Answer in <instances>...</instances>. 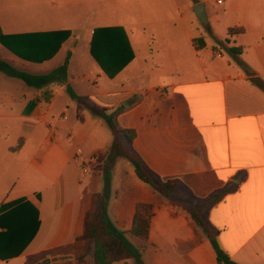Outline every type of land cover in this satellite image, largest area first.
<instances>
[{
	"label": "crops",
	"instance_id": "crops-1",
	"mask_svg": "<svg viewBox=\"0 0 264 264\" xmlns=\"http://www.w3.org/2000/svg\"><path fill=\"white\" fill-rule=\"evenodd\" d=\"M30 1L34 7L21 10L18 24L7 11L0 12L2 29L5 34L70 31L59 50L71 41L69 79L15 98L0 93V110L17 111L11 117L21 119L23 131L30 132L22 137L21 148L30 137L41 136L33 159L39 169L19 177L11 187L16 195L1 203L26 199L38 209L41 225L21 255L0 259V264H95L94 242L79 238L86 214L94 217L100 211L104 179L101 169L90 173L85 158L92 165L99 151L108 156L115 136L101 117L69 95L68 85L107 113L114 112L118 129L136 132L130 149L157 182H177L175 199L200 208L225 192L201 210L203 219L233 260L264 264V0H194L192 7L187 0ZM202 2L209 17L208 38L193 11ZM114 26L127 32L134 60L115 78L98 64L74 75V33L83 29L91 45L95 29ZM136 33L150 39L155 49L147 55L137 51ZM199 38L201 48L195 41ZM231 47L242 51L230 54ZM62 121L66 123L57 126ZM111 188L109 213L125 232L133 226L138 204L153 207L148 241L137 238L146 264H219L190 213L139 179L125 157L114 164Z\"/></svg>",
	"mask_w": 264,
	"mask_h": 264
},
{
	"label": "trees",
	"instance_id": "trees-1",
	"mask_svg": "<svg viewBox=\"0 0 264 264\" xmlns=\"http://www.w3.org/2000/svg\"><path fill=\"white\" fill-rule=\"evenodd\" d=\"M234 31L230 30V33ZM70 35V31L5 34L0 24V44L17 57L35 63H43L52 59ZM195 41L198 48L203 46L201 38ZM228 51L230 54L237 55L242 50L231 47L228 48ZM90 53L109 78H115L119 75L135 58L127 32L118 26L95 29L91 40ZM70 61L71 52H68L64 63L57 68L49 73L34 74L19 69L11 62L0 57V72L8 77L23 81L28 87L42 89L52 83L67 82ZM67 92L94 115L101 117L115 136L104 165V190L100 211L94 217L91 216V213L86 214L83 234L79 238V240H92L94 242L95 264H115L128 259H133L136 264H146L143 257V248L136 246L129 235L140 239L144 243L148 241L153 217L152 205L140 203L136 206L133 226L129 232L119 229L109 213L112 169L119 157H125L133 164L139 179L151 185L161 195L190 213L193 220L203 229L211 242L219 264H239L222 248L216 232L205 222L201 215V210L219 201L225 192L215 195L212 199L203 203L200 208L192 207L184 201L175 199L173 193L178 189L177 182H157L144 161L130 149L129 143L136 137L134 130L118 129L114 112L107 113L100 106L90 103L85 97L78 95L70 85L67 86ZM44 98L49 100L51 97L48 93H45ZM22 145L23 143L20 147ZM40 225L41 220L39 219L38 209L26 199L3 203L0 207V259L8 260L21 255L36 236Z\"/></svg>",
	"mask_w": 264,
	"mask_h": 264
},
{
	"label": "rangeland",
	"instance_id": "rangeland-1",
	"mask_svg": "<svg viewBox=\"0 0 264 264\" xmlns=\"http://www.w3.org/2000/svg\"><path fill=\"white\" fill-rule=\"evenodd\" d=\"M181 3L183 4V1H181ZM192 3H194V0H187V7H192L190 6L192 5ZM31 7H34V2L30 0H0V12L7 11V13L11 15L10 18L15 20L17 24L20 23L21 20V10H29ZM209 13V15L213 17L215 15V7L210 8ZM188 15L193 16L192 10H189ZM178 24H180L179 21ZM199 29L203 33V37L208 38L211 36V34L209 33V28L207 26L200 25ZM74 35L78 39V57L77 59L75 58L73 60L72 70L74 71V75H82L83 73H86L84 70H87V72L90 71L86 68L90 67L91 65L97 66V63L90 55V41L88 40V35L85 33V31L80 28L78 32L74 33ZM136 38H138V41ZM157 39L159 42L158 46L163 47L165 43L162 41V38ZM135 40L136 50L141 51L143 54L147 55L150 48L155 49L152 41L150 39L147 40L146 37L142 34L136 33L134 36V41ZM70 46L71 41L67 42L62 50L52 60L42 64L25 63L22 60L16 59L1 44L0 57H12L13 59H15L14 62L8 59L6 60L13 63V65H15L19 69L26 70L34 74H45L64 63L67 52L70 50ZM225 52L226 51L224 50V53ZM80 59L82 60V64L80 62ZM92 78L94 79L95 76L93 75ZM85 81L87 82V80ZM3 92L11 93L13 98H15L19 97L23 92L33 93L35 92V88L28 87L23 81L10 78L0 72V93ZM18 114L19 113L17 111L8 113L6 111L4 112V110H0V205L3 201H10V199H13V197L16 195V193H11V187L19 177H21L25 172H28V174H34L35 170L39 169L36 165L33 164V159L39 147L38 145L41 140V136L38 135V133L35 134L33 137H30L28 139V143L24 146V148H21L20 145L24 142L22 137H28L30 135V132L23 131L21 119H19L18 117H11V115L15 116ZM103 122L108 132H111V134H113L106 122L104 120ZM60 123L66 122L62 121L56 123L57 126L60 127ZM64 131L65 129L62 128V131L59 134L62 138L65 137V135L63 134ZM48 132L49 131L46 130V134H48ZM85 151L86 154H88L89 150L87 148ZM102 153L104 154V152L102 151L98 152V160L92 165L91 163H89V158L86 156L85 161L88 164V168L91 174H94L100 169L103 173L105 161L107 160L108 156H103ZM79 169L80 171H82L81 165H79ZM76 181L77 178H75V182ZM110 195L112 196V188ZM131 241L136 246L140 247L142 245L141 241L137 238L133 237Z\"/></svg>",
	"mask_w": 264,
	"mask_h": 264
},
{
	"label": "water",
	"instance_id": "water-1",
	"mask_svg": "<svg viewBox=\"0 0 264 264\" xmlns=\"http://www.w3.org/2000/svg\"><path fill=\"white\" fill-rule=\"evenodd\" d=\"M193 11L195 12V14L199 18L200 22L204 26H208L209 25V19L207 17V13H206V10H205V3L202 2V3H199V4L195 5L193 7Z\"/></svg>",
	"mask_w": 264,
	"mask_h": 264
},
{
	"label": "built area",
	"instance_id": "built-area-1",
	"mask_svg": "<svg viewBox=\"0 0 264 264\" xmlns=\"http://www.w3.org/2000/svg\"><path fill=\"white\" fill-rule=\"evenodd\" d=\"M223 2V0H218V3H222ZM219 57H221V54L220 53H218L217 54Z\"/></svg>",
	"mask_w": 264,
	"mask_h": 264
}]
</instances>
